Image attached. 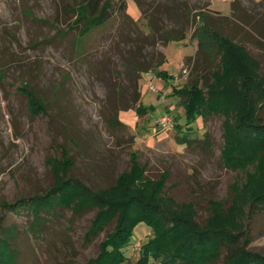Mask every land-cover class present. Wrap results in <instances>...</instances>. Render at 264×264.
Wrapping results in <instances>:
<instances>
[{"label":"rangeland","instance_id":"obj_1","mask_svg":"<svg viewBox=\"0 0 264 264\" xmlns=\"http://www.w3.org/2000/svg\"><path fill=\"white\" fill-rule=\"evenodd\" d=\"M73 4L0 0V236L9 232L15 264H86L114 227L89 241L95 210L55 206L36 216L28 207L9 206L47 192L54 183L47 159L62 157L63 150L74 160L69 176L95 189L114 185L135 151L148 177L168 172L166 193L178 203L194 202L200 221L210 199L229 206L232 187L245 178L222 163V116L194 118L190 141L178 142L176 124L185 129L186 116L173 89L197 76L210 79L219 60L199 51L193 38L200 12L244 43L264 76V0H143L142 8L128 0L84 37L71 26ZM182 31L184 40L165 45L168 34ZM24 84L43 99L37 115L19 90ZM140 104L145 112H137ZM165 113L176 117L172 128L159 125ZM260 115L264 119V110ZM245 223L248 247L264 254V209H254ZM150 229L145 223L135 228L127 249L132 260Z\"/></svg>","mask_w":264,"mask_h":264},{"label":"trees","instance_id":"obj_2","mask_svg":"<svg viewBox=\"0 0 264 264\" xmlns=\"http://www.w3.org/2000/svg\"><path fill=\"white\" fill-rule=\"evenodd\" d=\"M128 0H73L76 18L72 27H79L81 37L104 25L115 5L125 9ZM142 8L143 0H134ZM201 25L193 34L198 50L211 58H219L212 69L211 78L197 76L174 93L181 99L185 111L186 128L176 124L181 136L178 142L190 141V121L211 115L223 117V145L221 160L226 168L244 171L241 184L231 190V204L210 199L208 215L198 219L194 202L178 203L165 191L168 172L157 179L146 175V167L131 152V164L114 185L92 188L80 179L69 176L73 157L63 150L62 157H50L47 163L54 183L45 194L20 199L14 207H28L38 216L43 210L55 206L73 212L95 210L86 240L100 235L106 227H114L100 242L98 254L86 264H264V254L248 247L250 242L245 219L256 208L264 209V76L261 64L247 46L214 28L200 12ZM185 31L168 34L165 42L184 40ZM166 58L162 59L164 63ZM161 65V64H160ZM28 99L33 115L44 111L43 99L29 84L20 86ZM141 91L135 100L140 101ZM140 104L137 112H145ZM176 119V117H175ZM145 223L151 229L138 256L132 260L127 253L135 228ZM0 236V264H15L17 254L12 250L9 232Z\"/></svg>","mask_w":264,"mask_h":264},{"label":"built area","instance_id":"obj_3","mask_svg":"<svg viewBox=\"0 0 264 264\" xmlns=\"http://www.w3.org/2000/svg\"><path fill=\"white\" fill-rule=\"evenodd\" d=\"M184 73H187L186 69L184 70ZM153 89L155 90L156 88L153 86ZM159 125L163 129L172 128L175 125V117L170 113H165L160 117Z\"/></svg>","mask_w":264,"mask_h":264}]
</instances>
